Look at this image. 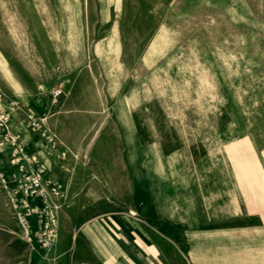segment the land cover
<instances>
[{
  "label": "rangeland",
  "instance_id": "1",
  "mask_svg": "<svg viewBox=\"0 0 264 264\" xmlns=\"http://www.w3.org/2000/svg\"><path fill=\"white\" fill-rule=\"evenodd\" d=\"M2 113L35 167L31 148L52 160L39 171L64 183L67 214L48 249L28 241L0 129V264L87 261L75 226L124 209L137 167L228 202L243 167L264 164V0H0Z\"/></svg>",
  "mask_w": 264,
  "mask_h": 264
},
{
  "label": "crops",
  "instance_id": "2",
  "mask_svg": "<svg viewBox=\"0 0 264 264\" xmlns=\"http://www.w3.org/2000/svg\"><path fill=\"white\" fill-rule=\"evenodd\" d=\"M30 152L36 169L53 168ZM144 170L126 171L131 199L124 209L106 205L78 221L75 238L88 254L82 264H264V164L243 167L228 202L223 192L195 202Z\"/></svg>",
  "mask_w": 264,
  "mask_h": 264
},
{
  "label": "built area",
  "instance_id": "3",
  "mask_svg": "<svg viewBox=\"0 0 264 264\" xmlns=\"http://www.w3.org/2000/svg\"><path fill=\"white\" fill-rule=\"evenodd\" d=\"M62 91H53L52 103L57 104ZM30 126L40 129L42 121L32 115L27 116ZM9 117L0 114V129L3 130L2 143L9 145L12 163L19 181L21 201L11 200L15 218L30 243L48 249L57 234L58 215L62 209V194L57 186L48 182L36 169L33 158L24 145L7 131ZM43 136V135H42ZM3 149L0 147V152ZM4 183V180H1Z\"/></svg>",
  "mask_w": 264,
  "mask_h": 264
},
{
  "label": "bare ground",
  "instance_id": "4",
  "mask_svg": "<svg viewBox=\"0 0 264 264\" xmlns=\"http://www.w3.org/2000/svg\"><path fill=\"white\" fill-rule=\"evenodd\" d=\"M65 6H66V8L67 9H69L70 11H71V5L68 3V2H65ZM72 17V13H71V15H70V18ZM71 25H73V23H71Z\"/></svg>",
  "mask_w": 264,
  "mask_h": 264
}]
</instances>
